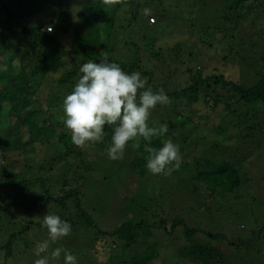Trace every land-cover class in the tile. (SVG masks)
I'll list each match as a JSON object with an SVG mask.
<instances>
[{
	"label": "trees",
	"instance_id": "obj_1",
	"mask_svg": "<svg viewBox=\"0 0 264 264\" xmlns=\"http://www.w3.org/2000/svg\"><path fill=\"white\" fill-rule=\"evenodd\" d=\"M63 1L56 0L54 3L61 9ZM44 2L45 0H38L36 4L40 6ZM79 2L81 3L82 0H79ZM127 2L132 9V16L130 19L119 21L115 16L116 10L106 16L104 15L102 10L105 9V5L102 4V0H84L79 7L82 8L81 26L86 29L81 33L79 28H76V39L71 45H66L60 40V34L68 32L67 27H65V20L60 19L61 14H54L59 18V21L55 17L54 20L50 19L48 22L49 24H55V31L53 27L51 32L45 29L42 30L44 26L42 23L34 24L31 28L27 26L21 28L22 15L11 7L9 0H0V64L6 65V69H8L4 75L0 72V122L4 126L2 128L4 133L2 135L0 133V264H34L37 259L35 255L36 244L43 243L45 240L41 239L42 242L36 243V238H34L33 243L30 236L34 229L36 234L41 230H47L43 226V216L46 214L59 215L62 220L71 224V234L66 237L68 244L55 243L52 245L54 249H51V252L57 247H62L64 251L73 255L76 254L74 251L78 252L82 258L77 259V264H153L158 262L164 264L166 261H163L159 252V244L161 242V245H163V243L154 237V229H162L163 233L169 234L170 237L175 233L176 228L180 226L184 230L176 238L183 236L181 239H184L186 243L177 248L176 258L174 259L183 257L193 262L196 260L193 258H199L198 261H201L202 264H211L218 261L217 256L221 255L219 250L215 248L199 245V242L195 240L199 230L189 227L183 220L177 218L171 221L172 227L169 230L167 228L168 220L166 221L157 213H155L156 218L151 225L147 219H142L133 220L118 229L116 228L111 233L109 229L99 228L89 219L87 214L89 211L82 206L83 192L80 190L83 189L84 181L78 183L75 176H68L67 168L69 166L67 162L70 156L77 154L82 157L85 152H82L81 149L78 150L79 147L72 143L71 133L68 129L62 130L64 123L61 118H57V115L64 114L63 101L65 97H60L61 91L57 89L65 88L64 91L70 94L82 75L79 68L88 60L99 63L102 57L108 56L107 45L109 39L116 36L118 29L131 27L137 31L135 27L137 20H141V23L148 27L158 26L161 22L160 19L164 17L160 15V11L163 10L159 7L154 12L153 17L150 18V20L154 18L155 22L150 23L149 18H146L145 13L142 12L141 3L136 0H127ZM237 3L235 9L232 7V11L224 13L218 20L213 21L210 19V16H212L210 14L207 23L211 20L213 22L211 24L215 25L216 31H219L220 29L226 30L229 25L237 26L239 20L242 19L241 10L250 11L254 14L260 11V15L264 16V0H238ZM116 7L120 8L119 5H116ZM234 12L236 14L239 12V14L235 15ZM62 14H66V12ZM212 17L214 18V16ZM14 20H16V23H13ZM262 20L264 23L263 18ZM252 23L260 24V33L257 34L259 39L255 43L249 42V38L240 45L237 43L238 41L228 45L224 40L219 41L221 46L219 53H222L220 59L225 64L239 65L244 81H234L220 72L209 73L206 76V72L203 71L205 66H198L197 74L191 76L193 80L186 81L176 91L167 94L172 100L171 103L181 100L186 102L190 106L188 109L191 114L185 116V118L182 116L174 118V115L170 112L172 105L168 104V108H165L160 121V125H167L168 132L162 137L152 138L150 144L141 139L139 148L132 146L134 142L129 146L133 151H137L138 158L141 161L143 159L146 162L149 155L145 152L146 144L149 147L159 149L163 146L165 140L176 139L175 126L177 118L182 117L185 125L190 123L191 127L193 126L195 129L197 126H201L199 115L203 114L201 113L203 110L196 109L197 106L201 108L199 104L202 102L209 106L208 108L213 107V110H217L216 108L224 103L225 109L234 108V113L240 115L239 118L243 120L241 124H251L253 128L257 129V125H254L255 120L248 122L246 117L255 119L257 116L255 112L256 105L262 104L264 106V28H261L263 23L256 15ZM103 24H105L104 29L101 27ZM247 26H251V24ZM101 28L105 35L107 34V37L102 33V37L98 35L97 38H94L92 32L95 30L98 34L101 32ZM244 29L242 30L245 35L252 34L247 31L248 28L244 27ZM216 31L214 30V32ZM89 36L94 40L87 43L86 39ZM130 39L126 46V52L128 53L121 54L122 56L117 58L109 57L110 61L119 64L129 74L140 72L142 78H147L146 88L150 87L153 91H157L156 85L152 84L157 76L154 72L156 69L152 70L147 66L145 67L142 55L146 49L145 45H148L152 50L154 49L152 53L150 52L151 59H159L162 52L156 49L157 44L155 45L153 40L148 41L143 37L137 43L132 38ZM103 42H105L104 45ZM175 48L176 46H173L166 56L173 55L174 57L168 56V58L178 65V62L180 63L185 55H181L183 52L179 47L178 49ZM128 54L132 57H129ZM225 68L228 67L225 66ZM255 78H258V80L253 86L247 87L246 84ZM225 91L229 93L227 96L229 98L226 100L224 99L225 94H223L226 93ZM42 95L45 96V101H42ZM240 105H242L241 110ZM157 107L159 106L157 105ZM157 107L153 109L154 113H158L160 109L164 108L161 105V108ZM237 108L239 109L237 110ZM223 113L224 111L218 110L216 115ZM211 115L207 109L205 117H210L212 120ZM20 117L23 120L20 124H14V126L3 124L6 122L4 118L10 119L13 123ZM36 118H39L40 121H35V124H33V119ZM150 126L154 125L150 124ZM155 126L158 127V125ZM22 127H29L30 133L39 139L40 145L47 148L46 155L48 157H44L42 161L34 162L39 163L38 167L28 163L30 162L28 158L23 161L17 159V162H15V156H27L37 148L35 142H25L22 139L20 132ZM46 127L55 132L56 144L52 143L54 139L46 133L48 131ZM113 128L114 126L105 125L103 142L91 144L88 147L100 146L101 150L105 152L111 142ZM220 130V128L217 129L218 132ZM250 130L253 131L252 128ZM42 137L44 138L42 139ZM20 162H24L22 168ZM196 162L198 168L207 165L210 170L217 165L209 158L206 160L197 159ZM220 163L223 164L221 167L209 172H200L196 179L201 181L198 183H214L232 194L241 185L239 172L236 166L229 162ZM138 164L143 163L135 162L132 164V169ZM55 167L56 170L54 171ZM213 176L217 177L213 178ZM79 178L84 180L83 176ZM138 194L136 196L139 199H137V204L141 205L144 197L138 196ZM133 203L136 204L135 199ZM72 208L78 210V216L70 213ZM128 210L133 211L127 208ZM85 222L91 223V226H88ZM143 230L146 232H143ZM258 231L260 234L254 232V230L253 233L264 240V226ZM78 232L84 238H87V242L86 239L77 242L72 237L77 235ZM101 236H103V243L109 237L114 238L112 247L109 251L107 250L106 261L98 260L95 252ZM208 236L211 238L217 237V235L212 234H208ZM20 247L28 252L27 259L21 257L20 253H16V249H20ZM72 248H75L74 251ZM64 251H62L63 256ZM47 254L48 251L43 253V256ZM60 263L64 264V260H61Z\"/></svg>",
	"mask_w": 264,
	"mask_h": 264
},
{
	"label": "rangeland",
	"instance_id": "obj_2",
	"mask_svg": "<svg viewBox=\"0 0 264 264\" xmlns=\"http://www.w3.org/2000/svg\"><path fill=\"white\" fill-rule=\"evenodd\" d=\"M9 1L11 7L22 15L21 28L24 26L31 28L34 24L42 23L46 26H52L55 31V24H49L48 22L50 19H55V13L61 14L60 19L65 20V27H67L68 32L61 33L60 40L66 45H71L76 39V28H79L81 33L86 29L81 26L82 8L79 7L84 0L81 3L79 0H64L61 3V9L55 5L54 1L56 0H45L40 6L36 4L38 0H33V2L32 0ZM136 1L142 4V12H144V9H149V13L145 14V17L149 20L159 7L163 10L160 11V15L164 17H160L161 22L158 26L148 27L142 24L141 20H137L135 23L137 31L131 27L118 29L116 36L109 39L107 45L108 57L117 58L122 56L121 54L128 53L126 52V46L127 42L131 40L130 38L137 43L143 37L148 41H155V45L157 44L156 49L161 51L162 55L159 59H151L150 52L152 53L154 49L152 50L148 45H145L146 49L142 55L143 65L152 70L156 69L154 72L157 76L152 84L156 85V90L162 88L166 94L176 91L186 81L193 80L191 76L197 74L200 65L205 66L203 71L206 72V76L209 73L220 72L234 81H244L239 65L225 64L220 59L222 53H219L221 49L219 41L224 40L226 45L238 41L237 43L240 45L249 38V42L255 43L259 39L257 34L260 33V24L252 23V21L256 15L263 23L262 18L264 19V16L260 15V11L254 14L250 11L241 10L242 19L239 20L237 26L229 25L226 30L216 31L215 25L211 24V20L207 23L209 15L214 16V18L210 16L213 21L218 20L224 13L232 11V7L235 9L238 0ZM113 10H116L115 16L119 21L130 19L132 16L130 5L127 8L105 6L102 11L106 16ZM63 12H66V14H62ZM234 13L235 15L239 14V12ZM57 21H59V18H57ZM13 23H16V20ZM248 23L251 26H247ZM101 27L104 29L105 24ZM244 27L248 28L247 31L252 34L245 35L243 33ZM261 28H264V23ZM102 33L105 35L101 28V32L97 34L94 30L92 35L97 38L98 35L102 37ZM105 37H107V34ZM93 40L89 36L86 42H93ZM104 44L105 42H103ZM103 45L101 46L103 47ZM173 46H176L175 49L179 47L183 52L181 55H185L181 62H178V65L170 61L169 55L166 56ZM128 55L132 57L130 54ZM169 57L174 56L170 55ZM225 66L228 68H225ZM6 68V65L0 64L2 75L8 71ZM257 80L258 78L252 79L246 84L247 87L253 86ZM57 90L61 91L60 97L68 95L64 91L65 88ZM225 92L223 94H225L224 99L226 100L229 98H227L229 93ZM41 99L45 101V96L42 95ZM170 101L172 102V100ZM170 105L173 106L170 107V112L174 115V118L178 116L185 118V116L191 114L188 109L190 106L182 100L170 103ZM199 105L201 108L197 106L196 110H203L201 112L203 114L199 115L201 126H197L195 129L193 126L191 127L190 123L185 125L182 117L176 120L175 132L177 137L172 141L179 145L182 162L179 169L173 170L170 175L151 174L145 168L147 161L145 162L143 159L141 161L138 158L137 151H133L129 147L133 142H129L124 157L120 160L109 159L106 150L103 152L100 146L77 148L85 153L82 157L77 154L70 156L67 162L69 166L67 168L68 176H75L78 183L84 181L83 189L80 190L83 192L82 206L89 211L87 213L89 219L101 229H109L111 233L116 228L118 229L133 220L142 219H147L151 225L156 218L155 213H157L166 221L168 220L167 228L169 230L172 227L171 221L176 218L183 220L189 227L199 230L195 236V240L199 242V245L215 248L221 253L217 256L218 261L211 264H264V240L256 234H260L258 230L264 226V106L262 104L256 105L255 112L257 116L255 119L246 117L248 122L255 120L254 125H257V129H255L251 124H241L243 120L239 118L240 115L234 113V108L225 109L224 103H221L216 108L217 110H213V107L208 108L209 106H206L203 102ZM158 106L157 108H161L160 105ZM163 107L158 113L151 110L149 124L160 125L161 116L168 105ZM207 109L209 114H212V120L210 117H205ZM218 110L224 111V113L217 116ZM57 118H61L63 121L64 114L57 115ZM4 119L6 120L3 123L5 126H14V124H20L23 121L21 117L13 123L10 119ZM35 121L39 122L40 120L39 118L33 119L32 123L35 124ZM2 128L4 126L0 122L1 135L4 133ZM46 128L48 129L46 133L54 139L52 143L56 144L55 132L48 127ZM219 128L221 130L218 132L217 129ZM251 128L253 131L250 130ZM66 129L64 125L62 130L65 131ZM20 132L25 142H35L37 148L27 156H15V162H17V159L23 161L28 158L30 161L28 163L38 167L39 163L34 162L42 161L44 157H48L46 146L40 145L39 139L30 133L29 127H22ZM201 158L204 160L209 158L217 165L212 170L207 165L198 168L196 161ZM135 162L143 164H138L132 169V164ZM220 162H229L235 165L239 172L241 185L232 194L214 183H198L201 181L196 179L200 172H209L221 167L223 164ZM20 163L22 168L24 162ZM80 176H83L84 180H81ZM217 176H213V178ZM137 194L144 197L141 205L137 204ZM133 198L136 204L133 203ZM127 208L133 211H127ZM71 210L72 215H79L77 209L72 208ZM86 224L91 226V223ZM181 227H177V234L175 231L170 237L169 234L163 233L162 229H154V237L163 243V245H161V242L159 244V252L163 261H166L164 264H202L201 261H198L199 258H193L196 259L193 262L183 257L174 259L176 258L177 248L186 243L184 239H181L183 236L176 238L183 233L184 228ZM253 230L256 233H253ZM143 232L146 231L143 230ZM208 234L217 235V237L211 238ZM30 237L33 243L34 238H36V243L42 242L41 239L48 242L47 255H50L51 249H54L53 244L61 242L68 244L66 237L60 241H51L47 230H41L36 234L34 229ZM72 237L77 242H81L83 239H86L87 242V238H84L79 232ZM102 237L95 252L98 260L106 261L107 252L112 247L114 238L109 237L103 243ZM89 240L91 241V239ZM21 248L16 249V253H20L21 257L26 258L28 252ZM60 248L62 249V247ZM74 249L72 248L73 251ZM74 253H76L74 256L77 259L82 258L78 252L74 251ZM41 256H43V253ZM61 260H64L62 252L61 256L55 261H50V264H61Z\"/></svg>",
	"mask_w": 264,
	"mask_h": 264
},
{
	"label": "clouds",
	"instance_id": "obj_3",
	"mask_svg": "<svg viewBox=\"0 0 264 264\" xmlns=\"http://www.w3.org/2000/svg\"><path fill=\"white\" fill-rule=\"evenodd\" d=\"M102 4L129 7L127 0H102ZM144 13L147 15L149 9H144ZM49 27L52 28L44 25L42 30ZM79 71L82 75L63 101V123L75 146L84 149L103 142L105 125L114 126L106 153L109 159L120 160L129 142H134L132 146L139 148L141 139L150 144L152 138L162 137L168 132L166 124L150 126L149 118L151 110L157 105L170 104V98L162 88L157 91L146 88L147 78H142L140 72L129 74L108 56L102 57L99 63L88 60ZM145 152L149 154L146 169L153 175H170L179 169L182 162L179 145L171 139L165 140L159 149L146 144ZM43 226L51 241L61 240L72 231L71 224L55 214L44 215ZM48 247L47 241L36 245L35 255L41 258L34 264H50L64 251L57 247L50 255L41 256ZM64 264H77L76 256L64 251Z\"/></svg>",
	"mask_w": 264,
	"mask_h": 264
},
{
	"label": "built area",
	"instance_id": "obj_4",
	"mask_svg": "<svg viewBox=\"0 0 264 264\" xmlns=\"http://www.w3.org/2000/svg\"><path fill=\"white\" fill-rule=\"evenodd\" d=\"M155 22V19L154 18H152L151 20H150V23H154ZM43 30H44V28H43ZM47 30H49V31H51L52 30V28H47Z\"/></svg>",
	"mask_w": 264,
	"mask_h": 264
}]
</instances>
